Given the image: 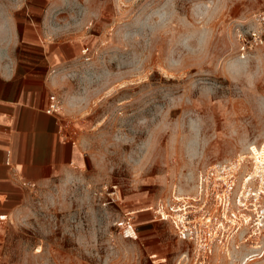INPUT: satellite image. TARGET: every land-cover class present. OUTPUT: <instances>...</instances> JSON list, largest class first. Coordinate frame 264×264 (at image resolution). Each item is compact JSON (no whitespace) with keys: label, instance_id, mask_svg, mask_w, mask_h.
I'll use <instances>...</instances> for the list:
<instances>
[{"label":"rangeland","instance_id":"374dc122","mask_svg":"<svg viewBox=\"0 0 264 264\" xmlns=\"http://www.w3.org/2000/svg\"><path fill=\"white\" fill-rule=\"evenodd\" d=\"M262 14L264 0H0V70L71 44L54 95L81 157L65 180L28 187L0 224V264H264L254 222L198 259L144 211L193 201L200 173L236 159L263 189L264 46L243 57L237 40ZM130 217L137 240L117 225Z\"/></svg>","mask_w":264,"mask_h":264},{"label":"crops","instance_id":"0c3cea01","mask_svg":"<svg viewBox=\"0 0 264 264\" xmlns=\"http://www.w3.org/2000/svg\"><path fill=\"white\" fill-rule=\"evenodd\" d=\"M50 45L40 68L0 70V214H12L23 204L25 183L50 187L71 176L74 162L81 160L62 134L65 120L49 112L72 47L67 41Z\"/></svg>","mask_w":264,"mask_h":264},{"label":"built area","instance_id":"2783aa9c","mask_svg":"<svg viewBox=\"0 0 264 264\" xmlns=\"http://www.w3.org/2000/svg\"><path fill=\"white\" fill-rule=\"evenodd\" d=\"M255 24L256 28L252 32L237 37L243 57L264 46V14L255 18ZM50 101L49 112L58 114L61 108L57 96L52 95ZM242 164L236 159L231 164L217 165L200 173L193 201L180 195L172 202L159 203L147 210L152 212L154 219L169 222L180 239L192 242L198 259L212 256L220 245L230 252L234 248L231 246L234 237H239L245 230L243 228L254 222V234L264 230V217L261 219L258 212L264 197V185L260 189V178L250 180L251 173L240 179ZM255 183L259 187L257 192L249 188ZM24 186L34 188L35 184L25 183ZM241 186L242 191H239ZM116 190L117 187H114L111 195L118 199ZM250 211L255 213L254 218L250 216ZM133 219L130 217L117 225L125 230L126 235L137 240L138 230ZM8 221L9 214H0V224Z\"/></svg>","mask_w":264,"mask_h":264}]
</instances>
